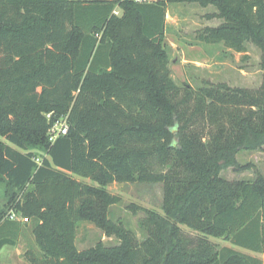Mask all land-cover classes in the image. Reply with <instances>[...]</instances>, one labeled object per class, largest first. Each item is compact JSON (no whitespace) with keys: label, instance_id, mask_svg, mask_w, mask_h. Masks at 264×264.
<instances>
[{"label":"trees","instance_id":"16d2710c","mask_svg":"<svg viewBox=\"0 0 264 264\" xmlns=\"http://www.w3.org/2000/svg\"><path fill=\"white\" fill-rule=\"evenodd\" d=\"M194 3L223 20L200 42L246 53L251 41L264 70V0H0V229L20 227L12 210L29 220L30 264H263L212 239L264 251V176L221 177L242 168L241 152H264V79L259 89L173 82L168 5ZM61 116L68 133L52 142ZM76 176L162 184L165 216L149 212L139 241L107 218L120 197ZM86 221L120 243L79 251Z\"/></svg>","mask_w":264,"mask_h":264},{"label":"rangeland","instance_id":"374dc122","mask_svg":"<svg viewBox=\"0 0 264 264\" xmlns=\"http://www.w3.org/2000/svg\"><path fill=\"white\" fill-rule=\"evenodd\" d=\"M92 1V0H72ZM147 1L152 0H136ZM165 48L169 56L170 77L175 84L183 87L186 84L199 88L205 84H227L232 88L259 89L263 84L264 70L262 68L261 49L253 42L245 43L247 52L237 53L221 44H204L198 40L205 28L221 25L223 20L208 19L216 14L215 6L202 7L199 4H170L168 6ZM120 15V11L116 12ZM47 121H52V114H46ZM67 116L58 120L64 121ZM55 123L48 131L51 134ZM0 140L4 139L0 136ZM41 157H48L45 151L38 152ZM241 169H226L221 177L230 182L255 181L259 175L264 176V152H241L238 154ZM95 189L106 190L120 197L121 202L111 207L107 218L117 227L122 226L134 234L139 241L148 237L145 219L149 212L165 216L163 210L164 188L162 184L113 183L100 185L89 179L75 177ZM6 183L0 180V207L6 202ZM18 193V191H17ZM187 234L198 235L196 232L183 228ZM75 244L79 251L96 247L99 243L106 246L117 245V236L109 237L106 230L95 222L86 221L76 229ZM219 246L232 247L246 255L260 259L259 253H254L235 247L222 239H212Z\"/></svg>","mask_w":264,"mask_h":264},{"label":"crops","instance_id":"0c3cea01","mask_svg":"<svg viewBox=\"0 0 264 264\" xmlns=\"http://www.w3.org/2000/svg\"><path fill=\"white\" fill-rule=\"evenodd\" d=\"M168 15L169 12L167 17ZM219 26L220 25L212 26L211 23L209 25L210 28H217ZM17 223L20 225L19 228L6 230L3 228L0 229V242L6 240L14 241V244H6L0 249V264H30L25 257L26 251H28L29 248H34L37 251L39 250L36 246L35 237L32 230L26 226L27 222H24L21 219L17 221ZM259 256L264 264V251L263 253H260Z\"/></svg>","mask_w":264,"mask_h":264},{"label":"built area","instance_id":"2783aa9c","mask_svg":"<svg viewBox=\"0 0 264 264\" xmlns=\"http://www.w3.org/2000/svg\"><path fill=\"white\" fill-rule=\"evenodd\" d=\"M68 129H69V125L67 122V118L64 121L57 120L50 134V140L54 142L57 140L58 137L66 135L68 133ZM7 218L15 221H19L21 219L24 222L29 221L27 218L22 217V215L14 212L13 210L8 213Z\"/></svg>","mask_w":264,"mask_h":264}]
</instances>
